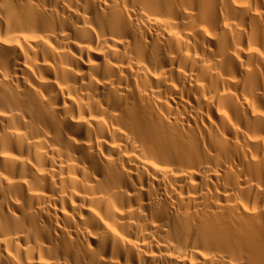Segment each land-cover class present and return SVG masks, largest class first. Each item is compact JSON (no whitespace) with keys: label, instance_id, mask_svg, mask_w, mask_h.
Returning <instances> with one entry per match:
<instances>
[{"label":"bare ground","instance_id":"obj_1","mask_svg":"<svg viewBox=\"0 0 264 264\" xmlns=\"http://www.w3.org/2000/svg\"><path fill=\"white\" fill-rule=\"evenodd\" d=\"M0 264H264V0H0Z\"/></svg>","mask_w":264,"mask_h":264}]
</instances>
